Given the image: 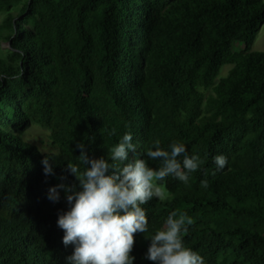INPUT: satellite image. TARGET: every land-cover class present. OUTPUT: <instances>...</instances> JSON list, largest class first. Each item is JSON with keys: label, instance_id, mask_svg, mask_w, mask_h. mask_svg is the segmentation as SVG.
<instances>
[{"label": "trees", "instance_id": "obj_1", "mask_svg": "<svg viewBox=\"0 0 264 264\" xmlns=\"http://www.w3.org/2000/svg\"><path fill=\"white\" fill-rule=\"evenodd\" d=\"M0 14V264H65L73 247L56 219L67 204L47 190L78 185L67 171L77 143L108 159L125 132L138 158L158 139L203 161L187 184L165 178L167 200L142 206L149 231L133 236L134 264H155L147 238L172 211L192 218L184 243L205 264H264V51L251 50L264 1L0 0ZM32 123L50 148L23 138Z\"/></svg>", "mask_w": 264, "mask_h": 264}, {"label": "clouds", "instance_id": "obj_2", "mask_svg": "<svg viewBox=\"0 0 264 264\" xmlns=\"http://www.w3.org/2000/svg\"><path fill=\"white\" fill-rule=\"evenodd\" d=\"M109 134L116 135V129ZM132 140V133L125 132L110 147L108 159L90 158L84 144L77 143L79 164L67 163V171L78 185L59 183L48 188L46 198L50 202H59L62 190L67 204V210L58 213L56 219L57 227L64 233L63 245L73 247L72 253L65 257V264H134L135 257L130 255L133 236L149 231L142 206L153 199L161 202L168 199L165 178L187 184L191 174L203 164L198 155H188L185 144L173 141L164 147L158 139L142 154L147 160L138 158ZM129 153L134 154L131 159ZM212 159L216 171L225 168L224 155ZM49 161L52 160L46 156L41 161L45 177L55 176ZM148 161H159V165L153 168ZM200 187L208 188L209 181L201 180ZM192 224L187 213L170 212L162 227L147 238L150 245L144 259L155 264H205L204 258L184 243Z\"/></svg>", "mask_w": 264, "mask_h": 264}, {"label": "rangeland", "instance_id": "obj_3", "mask_svg": "<svg viewBox=\"0 0 264 264\" xmlns=\"http://www.w3.org/2000/svg\"><path fill=\"white\" fill-rule=\"evenodd\" d=\"M264 1V0H262ZM2 15L0 14V23H1ZM241 44L235 43L234 48L235 49H241ZM9 42L1 40L0 41V57L5 58L8 52ZM251 50L254 51H264V22L261 23L260 28L258 32L256 33L253 43L251 45ZM231 65L227 64L221 67L219 74L217 77H221L226 75L227 71ZM215 78V81H217L218 78ZM205 94L209 91H204ZM48 134L49 132L45 130L44 128L38 126L37 124H31V126H27L26 129L23 131L22 136L24 139L30 141L31 143L36 144L40 150L43 149L42 145L48 146ZM50 148V146H48ZM47 148V149H48Z\"/></svg>", "mask_w": 264, "mask_h": 264}]
</instances>
